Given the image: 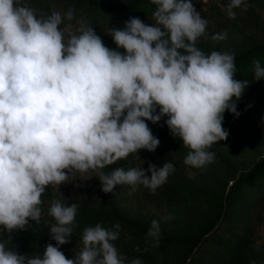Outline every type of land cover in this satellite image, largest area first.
<instances>
[{"label":"clouds","instance_id":"clouds-1","mask_svg":"<svg viewBox=\"0 0 264 264\" xmlns=\"http://www.w3.org/2000/svg\"><path fill=\"white\" fill-rule=\"evenodd\" d=\"M151 3L152 25L130 17L124 28H111L121 52L83 22L65 39L59 26L73 19L71 9L38 17L17 0H0V232L24 229L29 219L38 223L45 189L69 181L70 173H95L105 193L117 184L155 192L173 171L171 163L103 171L140 149L155 151L160 141L146 121L167 117L172 135L190 149L186 165L213 161L208 149L227 139L224 113L239 115L235 101L248 81L235 78L234 54H206L196 46L208 22L192 0ZM242 6L247 8L245 0H230L229 18ZM253 74L264 78L257 59ZM78 207L62 197L53 200L49 233L56 245L28 257L7 246L9 235L0 240V264H126L113 243L118 223L85 227L82 249L66 258L59 246L71 240ZM146 235L159 244V221H151Z\"/></svg>","mask_w":264,"mask_h":264},{"label":"rangeland","instance_id":"rangeland-1","mask_svg":"<svg viewBox=\"0 0 264 264\" xmlns=\"http://www.w3.org/2000/svg\"><path fill=\"white\" fill-rule=\"evenodd\" d=\"M71 1L75 0H17V3L34 9L38 17L53 12L63 16L71 9L73 19L64 20L59 26L65 31L67 39L69 31L75 32L82 15L72 9ZM97 1L114 5L132 0ZM192 2L208 22L206 32L197 40L196 46L206 54L212 51L234 54L236 79L248 81L242 97L235 101L239 115L225 111L223 127L229 135L226 140L214 143L208 149L215 154L214 159L199 168L184 163L190 149L184 146L179 137L172 135L165 123L166 116L158 123L146 121L153 135L160 141L155 151L140 149L103 171L107 173L116 168L128 170L133 167L147 170L149 164L159 168L166 162L171 163L173 171L155 192L143 185H138L133 192L131 186L117 184L113 192L105 193L99 179L92 172L70 173L69 181L59 186L49 185L55 198H46L47 209L53 200L60 197L69 204L79 205L71 240L59 246L66 258H74L82 249L85 227L99 223L105 228H111L118 223L120 234L113 243L126 258V264L133 258H139L142 264H175L176 255L180 251L160 248L156 254L149 255L135 246L141 240L154 243L146 235L151 221H159L160 235L173 239H192L206 225L216 220L224 206L227 219L225 229L212 233L206 245L209 253L196 252L190 264H264V176L246 184L242 182L247 173L264 167V78L255 80L253 74L254 56L264 53V0H245L247 8L242 6L234 9V19L229 18L226 12L230 0ZM133 17H139L148 25L154 23L152 16L147 13ZM69 24L70 29L67 28ZM214 36L218 38L213 39ZM221 36L223 38H219ZM245 54L247 61L252 60L246 74L242 73L241 64H238ZM257 60L264 67V61ZM160 132L167 134L162 136L158 134ZM146 175L151 173L146 171ZM229 191L230 197L227 199L225 196ZM163 217L169 218L164 220ZM123 221H132L137 226L126 225ZM49 243L56 245L51 236ZM151 247L154 250L158 248Z\"/></svg>","mask_w":264,"mask_h":264},{"label":"trees","instance_id":"trees-1","mask_svg":"<svg viewBox=\"0 0 264 264\" xmlns=\"http://www.w3.org/2000/svg\"><path fill=\"white\" fill-rule=\"evenodd\" d=\"M72 9L76 11V14L81 15L80 19L76 25V29L79 27L80 23H85L90 25L102 38L105 46L110 49H117L116 44L114 43L111 34V28H124V22L137 14L147 13L149 16H152V13L155 9V5L151 3V0H132L126 3L121 4H105L97 0H75L71 1ZM144 7H146L144 9ZM148 7V8H147ZM143 8V9H142ZM148 10V11H147ZM118 51L123 52L122 48L117 49ZM247 55L241 56L239 60V65L242 73H248V65L252 60H246ZM254 59H261L264 61V53H260L254 56ZM237 77V68L235 73V78ZM159 135L164 136L166 132H160ZM264 176V167L257 168L251 173H247L242 182L249 183V181H255ZM230 197V191L227 192L225 198ZM46 198L54 199V195L51 193L49 188L45 189V192L42 194L43 203L40 205L41 208V217L40 221L37 223L34 220L29 219L28 225L24 229H16L12 233H3L0 232V240H7L10 235L11 240L8 243V247L12 250L17 251L21 255L28 257H33L39 254H43L45 246L49 244L50 237V226L53 224V218L48 215V209L46 208L47 201ZM126 225H136L132 221H123ZM227 219L225 217L224 206L218 214L216 220L212 223L206 225L194 238L192 239H173L172 237H165L160 235L159 244L155 243L149 244L147 242L138 241L135 243L136 247L144 250L149 255L156 254L158 249L162 248H173L177 252L176 263L175 264H190L194 260V255L196 252L209 253L206 248L207 242L211 237V234L216 232H222L226 227ZM144 243L149 245H144ZM154 244V245H153ZM151 246L158 247L156 250ZM212 257V255L210 256ZM214 259H212L213 261Z\"/></svg>","mask_w":264,"mask_h":264}]
</instances>
